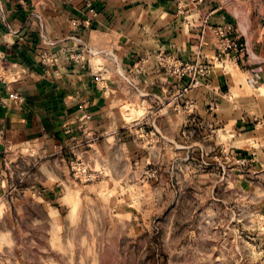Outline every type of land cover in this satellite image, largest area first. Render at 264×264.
Returning a JSON list of instances; mask_svg holds the SVG:
<instances>
[{"label": "rangeland", "instance_id": "1", "mask_svg": "<svg viewBox=\"0 0 264 264\" xmlns=\"http://www.w3.org/2000/svg\"><path fill=\"white\" fill-rule=\"evenodd\" d=\"M165 69L170 86L161 91L132 87L124 73L94 77L118 85V107L108 103L101 122L74 130L120 138L102 154L87 139L81 156L72 141L69 170L57 171L66 186L40 188L42 201L14 194L0 218V264H264L256 121L237 127L246 137L229 138L205 113L214 107L196 115L191 102L209 68L202 76Z\"/></svg>", "mask_w": 264, "mask_h": 264}, {"label": "crops", "instance_id": "2", "mask_svg": "<svg viewBox=\"0 0 264 264\" xmlns=\"http://www.w3.org/2000/svg\"><path fill=\"white\" fill-rule=\"evenodd\" d=\"M232 38L239 52L219 57ZM161 59L208 65L196 115L214 107L205 113L238 139L248 133L237 127L255 120L263 153L264 0H0V75H10L0 78V218L17 192L42 201L40 188L66 186L57 171L69 170L72 141L81 156L87 139L102 154L120 138L74 130L118 107V85L95 76L124 73L143 91L165 90Z\"/></svg>", "mask_w": 264, "mask_h": 264}, {"label": "built area", "instance_id": "3", "mask_svg": "<svg viewBox=\"0 0 264 264\" xmlns=\"http://www.w3.org/2000/svg\"><path fill=\"white\" fill-rule=\"evenodd\" d=\"M243 1H250V0H243ZM239 50L240 47L237 44L236 40H234V42L232 41L223 42L221 44V54L219 55V57H222L224 55L229 56L230 53L239 52ZM236 59L237 57H235V60ZM161 62L164 64L163 66L166 67L169 73L172 75L181 76L182 74H184V72H191V71H195L200 76L208 73V68L204 65L192 66L191 64L188 63L184 64V62L168 61L164 59H161ZM197 85H199V80L194 81L193 87H196Z\"/></svg>", "mask_w": 264, "mask_h": 264}]
</instances>
